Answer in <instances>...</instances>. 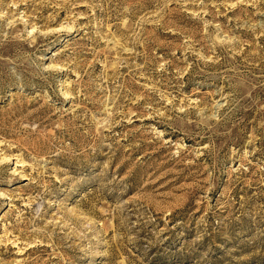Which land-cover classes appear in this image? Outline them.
Masks as SVG:
<instances>
[{
	"label": "rangeland",
	"instance_id": "obj_1",
	"mask_svg": "<svg viewBox=\"0 0 264 264\" xmlns=\"http://www.w3.org/2000/svg\"><path fill=\"white\" fill-rule=\"evenodd\" d=\"M0 264H264V0H0Z\"/></svg>",
	"mask_w": 264,
	"mask_h": 264
}]
</instances>
